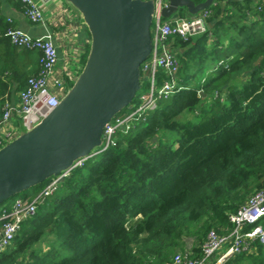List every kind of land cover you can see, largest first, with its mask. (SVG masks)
<instances>
[{
    "label": "trees",
    "instance_id": "16d2710c",
    "mask_svg": "<svg viewBox=\"0 0 264 264\" xmlns=\"http://www.w3.org/2000/svg\"><path fill=\"white\" fill-rule=\"evenodd\" d=\"M207 8V32L174 40L177 88L117 132L113 146L71 169L22 222L0 264H170L188 248L186 237L199 256L210 230L231 229L228 214L264 188V0ZM0 72L19 91L29 76L10 63ZM8 90L0 79V94ZM224 264H264V243Z\"/></svg>",
    "mask_w": 264,
    "mask_h": 264
},
{
    "label": "water",
    "instance_id": "95a60500",
    "mask_svg": "<svg viewBox=\"0 0 264 264\" xmlns=\"http://www.w3.org/2000/svg\"><path fill=\"white\" fill-rule=\"evenodd\" d=\"M214 0H169L164 18L207 8ZM82 18L89 49L80 72L46 116L0 147V204L71 169L101 146L105 124L141 87V63L151 51L153 0H64ZM204 95V94H203Z\"/></svg>",
    "mask_w": 264,
    "mask_h": 264
},
{
    "label": "built area",
    "instance_id": "2783aa9c",
    "mask_svg": "<svg viewBox=\"0 0 264 264\" xmlns=\"http://www.w3.org/2000/svg\"><path fill=\"white\" fill-rule=\"evenodd\" d=\"M24 16L33 24H43L45 17L41 4L49 0H18ZM41 2V3H40ZM154 15L150 26L151 51L141 63L144 91L136 93L123 112L108 121L102 132V144L89 156L79 158L74 167L81 166L88 158L108 149L116 142L117 132L127 133L136 123L144 121L149 111L157 106L160 98L169 96L176 88L180 62L174 52L175 38L189 37L207 32L212 11L205 8L196 14L164 18L163 8L169 0H153ZM0 36L6 37L17 48L39 52V69L31 74L18 93V101L12 102L0 94V147L18 135V126L31 128L57 106L68 87L63 71L57 67L58 51L51 34L32 36L27 32L8 27ZM140 87V89H141ZM47 180V185L27 198H16L9 208L0 212V252L10 246L21 229L22 222L36 213L37 206L50 196L58 183L69 171ZM230 230L219 233L210 230L200 245V255L195 256L190 248L175 252L170 264H224L237 255L249 251L253 242L264 243V188L250 194L243 204L228 214ZM25 264V263H17Z\"/></svg>",
    "mask_w": 264,
    "mask_h": 264
},
{
    "label": "crops",
    "instance_id": "0c3cea01",
    "mask_svg": "<svg viewBox=\"0 0 264 264\" xmlns=\"http://www.w3.org/2000/svg\"><path fill=\"white\" fill-rule=\"evenodd\" d=\"M224 4L220 2L221 6ZM41 7L45 22L33 24L24 16L18 0H0V30L16 27L34 37L51 34L58 51L57 67L63 71L66 80L72 81L82 68L81 56L89 44V33L81 16L64 0H49ZM8 63L18 66L26 76L35 74L39 69V52L14 47L7 39L0 37V71ZM0 79L7 80L10 89L3 96L17 102L20 91L15 89L16 84L11 82L9 74L0 75Z\"/></svg>",
    "mask_w": 264,
    "mask_h": 264
},
{
    "label": "rangeland",
    "instance_id": "374dc122",
    "mask_svg": "<svg viewBox=\"0 0 264 264\" xmlns=\"http://www.w3.org/2000/svg\"><path fill=\"white\" fill-rule=\"evenodd\" d=\"M146 89V84H145V82L144 81H142V87H141V89L139 90V91H144ZM138 91V92H139ZM186 117L188 118V119H193L194 118V116H193V114L191 115V114H186ZM47 185V182L42 186V188L43 187H45ZM41 188V189H42ZM29 190V189H28ZM27 191V190H26ZM29 193H31V191H27L26 193L24 192V194H21L22 196H25V195H27V194H29ZM51 239V236H49V237H46V239H45V242L46 241H48V240H50ZM195 242H196V240H195V238L194 237H186L185 238V244H186V246L185 247H188V248H190V247H192L194 244H195ZM43 244V243H42Z\"/></svg>",
    "mask_w": 264,
    "mask_h": 264
}]
</instances>
